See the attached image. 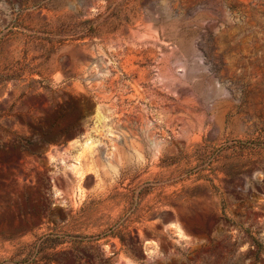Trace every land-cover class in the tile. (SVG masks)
<instances>
[{
    "label": "rangeland",
    "instance_id": "obj_1",
    "mask_svg": "<svg viewBox=\"0 0 264 264\" xmlns=\"http://www.w3.org/2000/svg\"><path fill=\"white\" fill-rule=\"evenodd\" d=\"M259 197L264 0H0V264H264Z\"/></svg>",
    "mask_w": 264,
    "mask_h": 264
},
{
    "label": "crops",
    "instance_id": "obj_2",
    "mask_svg": "<svg viewBox=\"0 0 264 264\" xmlns=\"http://www.w3.org/2000/svg\"><path fill=\"white\" fill-rule=\"evenodd\" d=\"M253 210L258 213V219L264 218V197H259L254 201Z\"/></svg>",
    "mask_w": 264,
    "mask_h": 264
},
{
    "label": "bare ground",
    "instance_id": "obj_3",
    "mask_svg": "<svg viewBox=\"0 0 264 264\" xmlns=\"http://www.w3.org/2000/svg\"><path fill=\"white\" fill-rule=\"evenodd\" d=\"M83 145V144H82Z\"/></svg>",
    "mask_w": 264,
    "mask_h": 264
}]
</instances>
